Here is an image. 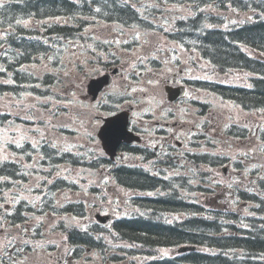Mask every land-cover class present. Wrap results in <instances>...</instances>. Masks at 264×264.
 <instances>
[{
  "label": "trees",
  "instance_id": "1",
  "mask_svg": "<svg viewBox=\"0 0 264 264\" xmlns=\"http://www.w3.org/2000/svg\"><path fill=\"white\" fill-rule=\"evenodd\" d=\"M228 1L243 8L242 5L237 4L242 3L243 0ZM102 2L104 4L101 8H97L93 6L96 0H0V100L12 101V103L24 101L27 94L53 100L62 99L65 87L75 80L62 71L65 65L61 63L62 51L57 49L58 45L63 44L64 40L82 41L86 51L92 54L93 47L105 46L102 42L93 41V35L86 34L87 25L94 20L120 23L140 21V16L138 17V13L130 4L121 0ZM250 3L252 0H244L245 5ZM255 8L260 11L255 18L237 27L204 30L202 23L194 26L188 20L186 28L183 29L194 34L200 31L198 50L201 58L210 62L208 67L203 68V72L210 75L225 74V72L239 73L251 77L250 80L254 84L252 89H240L203 82L202 88L208 90L211 95H219L223 99L237 102L246 109L263 110L264 0H256ZM138 28L146 32L151 30L146 26ZM245 47L255 55L246 52ZM101 60L103 59L99 58V61ZM13 109L7 112L0 107V128L8 122L21 121L16 113H11ZM39 147L44 155L41 162L46 166L66 163L71 166L92 167L95 170L101 166H110L113 167L111 173L119 184L145 195L134 197L132 206L126 208L129 211L128 215L114 223L117 234L105 232L106 236H104L101 233L105 230L103 228L93 231L92 235L90 230H84L63 219L58 229L66 234V241L76 247V250L81 251L86 249L83 248L84 246H88L100 248L102 251L103 240L105 242L112 240L113 244L127 241L132 246L127 254L144 257L140 264H251L252 259L264 255V235L254 238V235H249L248 238L236 236L225 238L222 235L223 225L226 224L224 220L235 221L214 213L203 204L189 200L192 198L191 194L201 191L198 188L202 185L195 181L205 180L206 170L202 171V166L215 163L211 157L202 154L188 156L192 173L182 175L181 178L167 179L152 175L149 170L142 167L113 163L102 157L101 152L94 147L93 149L82 147L81 151L85 153L81 152L79 157L61 152L60 148L51 146L47 140H43ZM31 148L35 147L28 143L24 149H20V152L25 153ZM32 154H27L29 160ZM135 154L143 153L137 151ZM175 164V160L169 161V165ZM20 167L21 165L16 163H0V175L15 177L24 172ZM40 172L46 177L53 175V171L48 172L44 168ZM87 174L82 180H86ZM61 181L58 179L54 185H50L51 195L65 187L66 182L63 180L61 183ZM69 187L73 186L67 184L65 188ZM8 189L9 185L6 183L0 184V226L2 227L6 223L10 225L26 223L28 221L26 211L44 215L60 210L55 206V197L49 196L39 204L23 201L14 210L15 213L9 214L6 208H3L5 202L3 192ZM82 202L69 203L61 208L62 212L59 213L83 212L82 209L86 208ZM74 207L79 209L75 210ZM170 213H181L184 216L182 219L175 218L173 223H169ZM26 236L30 235L26 234ZM34 238L40 237L32 235L28 237L27 243H33ZM222 243L231 244L228 247L232 250L229 256L225 253L227 247H223ZM185 244H197L202 246V249L173 257H166L160 252L162 247H178ZM117 257L113 254L111 259L117 260Z\"/></svg>",
  "mask_w": 264,
  "mask_h": 264
},
{
  "label": "rangeland",
  "instance_id": "2",
  "mask_svg": "<svg viewBox=\"0 0 264 264\" xmlns=\"http://www.w3.org/2000/svg\"><path fill=\"white\" fill-rule=\"evenodd\" d=\"M173 1V0H172ZM196 1V0H195ZM170 0H140L136 4H134V7L139 10L140 14L144 16V18L151 23L158 24L159 29L157 31L146 33L143 31H135L132 28H127L123 30L125 35H121L120 31L113 29H103L99 31L100 37H111V36H117L127 38L121 39L125 44H136L133 47V50L130 54V59L133 61L132 68L128 69L126 68L125 71L129 72L132 69H137L136 66L138 63H135L134 61H137L140 59L143 60V62H147L151 59H154L156 56L157 58H160V56L164 57L165 59L171 58L170 62L179 61L181 62L182 68L184 64L189 65V77L192 79H197L200 77V75L194 70L192 67V63L197 61L193 57H190L189 54L195 52L191 50V47H189V52L183 50L184 46H181L180 43H183V40H179L176 42L170 41L168 37H166L162 31H167L168 33L174 34L176 26L175 21L176 20H182L185 18L193 17L198 15L199 10L195 9H186L189 6H186V3L183 4L181 7H172L170 9H163L160 8L162 6H165L166 3H169ZM160 8V9H155ZM168 8V7H166ZM156 10H163V12H156ZM255 9H246V10H240L235 9L233 12L227 13V19L230 22H241V21H249L254 16ZM216 15V13H214ZM209 27H212V24L208 25ZM225 27V25H222ZM163 28V29H162ZM162 30V31H161ZM187 41H189V38H186ZM160 46V49L162 50V55L159 53H154L155 49ZM80 45L69 43L67 46V52L64 54V64L68 67V72H70L73 76V79L76 82L84 83L86 80H83L80 78V75L78 73V66L79 64L88 65V72L90 73L92 70V65L88 63L89 56L83 57L84 52L80 51ZM127 51H130L127 49ZM175 54H178V56H174ZM148 63V62H147ZM166 64H171L167 61H165ZM177 68L176 70H178ZM169 69L168 67L166 68ZM141 71V70H139ZM146 71H152L151 65L147 66ZM211 80L218 81L221 83H227V84H235V85H241L245 84L246 82L242 78L235 79L231 76H210L208 77ZM86 82L82 85L85 86ZM81 87H75V89L71 90V96L74 98L75 102H77L80 97L83 95V92L80 88ZM117 89V88H114ZM142 90L153 92V94H149L146 97L139 100L138 103L142 104V107H140L138 110L139 112L136 113L135 118H138L140 116H144L146 114H153L156 113L158 109L161 108L162 101L168 102L166 100V95L163 91V93H159L158 91V80L156 78H151L146 83H143ZM197 98L199 100H202L204 98V94L201 92L200 96L198 93L196 94ZM47 102V101H45ZM5 102H0V107L3 109H7ZM214 109L210 112V133L218 138H221V142H218L215 146L214 150H211L210 148L205 147V151H215L216 154H223L227 156H231L232 160H235L238 158V155L244 154L246 151L250 152L251 154L254 153L256 157L260 158L261 160H264V155L259 154V145L260 142L257 141L256 137H248L244 139H237L235 141L233 140H227L224 137V132L228 127H230L232 124L237 125H250L251 120H256V122L260 124H264V115L258 114L256 112H247L243 110L241 107L237 106L234 103H222L220 100L215 101L214 103ZM63 109L61 108V103H54L51 107L46 108H40L35 107L33 109L32 114L34 115L33 118H35L38 121H41L44 124H41L44 127H39L37 125H17L9 123L2 129V134L0 136V160H6L12 158V153L9 148V144H14L15 146H22L27 141H31L34 144H37L41 139H48L50 142L54 144H64L66 149H73L78 143L83 144L86 141L83 139L82 134H80L79 130L77 131V135H71V134H62L60 130L58 129L61 126H64L67 128L72 129V125H67L71 118H75V108L73 105H70L69 103H64ZM66 109V110H64ZM18 113L22 116V118H28V112L26 110L17 109ZM175 111L179 113L181 117H187L188 113H191L192 110H189L188 106L186 105H179L175 108ZM105 116V113L95 111L92 115L89 117L86 116V124H90L92 126L95 124V126H101L102 125V119ZM189 122H193V120H190ZM96 127V128H97ZM188 137V135H185ZM150 137V135H149ZM128 156H125L122 161H127ZM252 164V163H251ZM254 167L250 166L249 170H253ZM222 171V169H220ZM185 171V170H184ZM179 171L180 173L184 172ZM102 175V174H101ZM28 181L26 182H18L21 183V185H16L14 189L6 195V201L5 204L8 205L10 210H12L13 207L16 206L22 199H28L33 200L34 195H31V190L33 187H37L40 184L41 178L30 176L28 177ZM100 176L96 178V180H99ZM234 177L224 178L222 182L225 184L229 182H233ZM3 181V180H0ZM221 182V180L219 179ZM222 183V188L218 189L217 192H209L207 195V199H212L215 197L213 194H219L221 192L220 202L225 204L227 207L231 208V211H240V212H248L250 207H253L252 205L248 204L247 202H240L238 205L236 204V198H233V193L230 189H225L226 185ZM108 189L113 190V195L120 200L119 204L115 206H121L123 203H125L124 199L130 197L132 195L131 192L124 191V189H121L118 187L114 181L109 182V184L106 185ZM230 187V186H229ZM72 192V191H71ZM84 192L82 190H76L75 192L70 193L69 191H64L58 195V205H63L64 203L71 201L73 199H81L84 198ZM93 198V196H91ZM206 198V197H205ZM94 199V198H93ZM92 200V199H91ZM90 200V201H91ZM219 200V199H218ZM246 200V199H245ZM244 200V201H245ZM204 196H200L198 198V202L203 203ZM206 201V206H208V202ZM248 201V200H246ZM96 203L98 206H94L93 208H90L88 210L87 216L77 219V222H81L83 225H87L94 220V215L98 213L99 211L102 212H114L116 211L118 213V208L112 207L113 204L111 202H108L107 204H103L100 201L96 200ZM216 205V204H215ZM212 208H216L212 206ZM181 216V215H179ZM36 221H39L38 219H35ZM33 222V221H31ZM45 226H44V239L43 244L39 247L38 251L33 252L30 255H27L25 258L21 259L20 261H14L16 264H57L59 260H63L64 257H66L67 262H63L61 264H68L70 263L68 259L73 256L71 253L70 247L63 245L62 243V236L58 233L52 232L50 229L52 225L54 224V219L48 218L44 220ZM19 228H15V232H17ZM7 230L0 229V242L5 238ZM49 246H55L53 250H48L47 248ZM14 245H10L7 247L5 251H0V260L5 256L10 257L7 258L13 262V260L16 257V253L13 252ZM45 250V251H44ZM178 252L176 248H169V249H163L162 253L166 255H174ZM11 254H13L11 256ZM51 259L47 261L49 258ZM57 257V258H56ZM87 258H89L87 260ZM137 259L139 257H136ZM58 260V262H57ZM130 260V259H128ZM124 261L120 260L119 264H134L130 261ZM73 261V264H102L101 263V256L98 253H95L94 250H90L89 252L85 253V257L82 261H78L74 257L71 259ZM132 261V260H131ZM11 263V262H10ZM107 264H118L113 263L112 261H108Z\"/></svg>",
  "mask_w": 264,
  "mask_h": 264
},
{
  "label": "flooded vegetation",
  "instance_id": "3",
  "mask_svg": "<svg viewBox=\"0 0 264 264\" xmlns=\"http://www.w3.org/2000/svg\"><path fill=\"white\" fill-rule=\"evenodd\" d=\"M158 50V48H156ZM162 68H159L161 70ZM186 68H181L180 71L174 72L173 74L167 73V76L163 79L158 77L160 82L164 83V86L167 90L173 89L174 87L181 85V84H186L188 81V78L185 74ZM143 74V73H142ZM126 84L129 83V80H126ZM136 84V83H135ZM130 85V84H129ZM128 85V86H129ZM188 85V84H186ZM190 88V86L188 85ZM125 106V102H123V107ZM174 115L171 114L169 116H165L161 121H153L152 119H145V118H139V122L142 121V127L146 130H152L154 135L152 136L151 140L156 138L157 140H162L163 144L161 146H156V149H164L168 151H175L176 149V137L181 136L183 133L186 131H193L194 130V125H191L188 120H176L173 118ZM179 121L175 127H172L171 123ZM200 122V119H198V123ZM131 127L134 130H137V128L132 125ZM239 175H242L240 173ZM264 197V186L261 184V189L260 191L254 187V191L252 192L251 195V200L253 202H258L261 201Z\"/></svg>",
  "mask_w": 264,
  "mask_h": 264
},
{
  "label": "water",
  "instance_id": "4",
  "mask_svg": "<svg viewBox=\"0 0 264 264\" xmlns=\"http://www.w3.org/2000/svg\"><path fill=\"white\" fill-rule=\"evenodd\" d=\"M111 79L108 75L102 76L97 79H93L88 84L89 92L96 96L104 86L109 84ZM126 115L127 113H123L120 116L113 117L112 119L108 120L105 126L102 127L101 131L99 132V136L103 141L104 148L111 153V155L115 154L116 148L121 143L122 139H128L126 136ZM105 221L104 219H101ZM193 249L192 247H185L182 251H188Z\"/></svg>",
  "mask_w": 264,
  "mask_h": 264
},
{
  "label": "bare ground",
  "instance_id": "5",
  "mask_svg": "<svg viewBox=\"0 0 264 264\" xmlns=\"http://www.w3.org/2000/svg\"><path fill=\"white\" fill-rule=\"evenodd\" d=\"M198 39V38H197Z\"/></svg>",
  "mask_w": 264,
  "mask_h": 264
}]
</instances>
